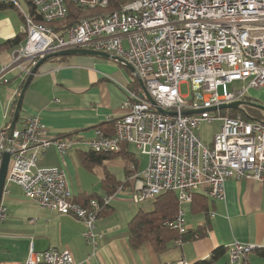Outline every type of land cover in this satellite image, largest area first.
<instances>
[{
  "label": "built area",
  "instance_id": "1",
  "mask_svg": "<svg viewBox=\"0 0 264 264\" xmlns=\"http://www.w3.org/2000/svg\"><path fill=\"white\" fill-rule=\"evenodd\" d=\"M3 1L23 15L27 38L0 69V85L9 82L7 75L15 69L28 75L29 65L34 67L48 54L72 49L105 52L131 65L157 106L176 113L163 114L140 94L129 92L126 113L114 121L113 134L97 129L92 139L49 138L41 117L27 116L24 127L15 128L10 139L9 127L0 129V171L4 154H10L5 190L17 185L40 208L76 217L85 225L83 237L93 241L99 217L116 199L117 190L90 200L86 207L79 205L64 169L39 166L40 156L50 147L65 157L80 145L96 154L118 153L124 143L134 145L149 163L133 177L132 200L139 204L176 193L177 214L165 225L180 235L188 233L186 206L198 190L224 201L229 179L264 183V121H246V107L235 117L209 111L243 102L250 90L264 87V0H114V10H109L112 0H32L42 22L19 0ZM68 3L82 11H101L56 31L50 24L68 18ZM238 82L241 87L230 90ZM183 84H188L190 96L182 95ZM214 121L221 126L207 145L196 130ZM6 218L7 208L0 205V223ZM182 245V240L176 241V246ZM255 249L233 243L228 264H243ZM25 264L76 263L70 250L37 252L32 246Z\"/></svg>",
  "mask_w": 264,
  "mask_h": 264
},
{
  "label": "crops",
  "instance_id": "2",
  "mask_svg": "<svg viewBox=\"0 0 264 264\" xmlns=\"http://www.w3.org/2000/svg\"><path fill=\"white\" fill-rule=\"evenodd\" d=\"M19 1L27 12L35 10L32 0ZM23 26L24 18L18 9L1 10L0 45L24 35L23 46L26 43ZM64 26V22L54 24L58 31H64ZM15 50L0 51V69L11 62ZM26 76L21 69H15L7 75L9 82L0 85V129L12 123L14 105ZM129 92L137 95L142 92L140 80L135 71L113 58L53 59L40 67L29 85L15 128L24 127L25 117L38 115L52 139H92L97 129L111 135L114 121L126 113L124 104ZM245 101L264 107V87L250 90ZM255 109L264 116V111ZM123 151L132 158L121 154L93 166L83 162V156L92 153L84 145L65 157H61L56 147H50L40 156V167H57L67 172L74 199L110 195V188L104 184L122 187L121 191L116 188V199L99 217L93 241L83 237L85 225L76 217L40 208L34 202L38 211L27 216L31 215L27 213L30 199L21 188L9 185L4 189L1 205L7 208V218L0 223V264H25L32 246L37 252L50 248L70 250L76 264H179L181 261L228 264L229 249L235 242L256 246L243 264H264V183L253 179H229L224 201L210 199L203 188L198 190L193 202L186 206L190 240L181 247L176 246V241L181 239L169 241L168 249L163 252H157L148 242L132 247L129 224L140 211L152 212L156 199L134 203L136 179L133 177L147 169L149 159L132 144H127ZM220 250L223 254L209 261Z\"/></svg>",
  "mask_w": 264,
  "mask_h": 264
},
{
  "label": "trees",
  "instance_id": "3",
  "mask_svg": "<svg viewBox=\"0 0 264 264\" xmlns=\"http://www.w3.org/2000/svg\"><path fill=\"white\" fill-rule=\"evenodd\" d=\"M113 1H111V6L109 10L116 9V6L113 5ZM33 6V4H32ZM9 7H14L10 3H7L3 0H0V11ZM68 10L69 15L68 18L64 21L65 26L63 30L67 29L72 24L76 23L80 17L91 15L94 13H98L101 10H88V11H82L79 8L75 7L73 4L68 3ZM31 15L35 17V20L38 22H42L41 18L38 17L36 10H33L31 12ZM55 23H51L50 25L58 31L54 27ZM23 36L20 35L15 37L14 39H11L7 41L5 44L0 45V51L3 49H18L19 46H21V43L23 42ZM26 36V34H25ZM27 38V37H26ZM64 57L63 59H65ZM30 69L33 68L32 65H29ZM28 75L25 79H27ZM25 83V82H24ZM17 101L15 102L14 108L16 107ZM239 113L238 110L228 109L223 110L219 113H216V115H222V116H229V117H235ZM246 121H251L253 119H258L260 121H264V116L260 114V111L258 112L255 108L247 107L246 111L243 114ZM8 128V127H7ZM127 143L122 144L121 151L118 153L113 154H96L94 152L85 154L83 156V162L85 165H98L101 164L104 160H107L109 158H114L116 156H119L123 154V156H128V153H125L123 149L126 147ZM130 156V155H129ZM128 156V157H129ZM131 157V156H130ZM132 158V157H131ZM131 176V175H130ZM129 176V177H130ZM105 187L110 188L108 194H113L116 191V188L119 186H111L110 184H104ZM195 197V196H194ZM102 198V197H101ZM96 198V199H101ZM95 199L92 197H83V199H74L76 203H78L81 206H87L90 200ZM110 207H108L106 210H108ZM179 208L178 203V195L173 192H166L159 196L155 201V207L152 212H144L140 211L130 222L129 224V230L131 233L130 237V243L131 246L134 248L140 247L144 243H151L157 250V252H163L168 249L167 243L169 241H174L181 239L183 242L186 240H190L188 234L186 235H179L176 231L171 230L169 227L165 225L167 221L173 220L174 217L177 214ZM104 210V212L106 211ZM199 237L198 235H195V237ZM223 254V250L217 251L213 256H211V259L209 261L215 260L219 256ZM207 261V262H209ZM206 263V262H203Z\"/></svg>",
  "mask_w": 264,
  "mask_h": 264
},
{
  "label": "water",
  "instance_id": "4",
  "mask_svg": "<svg viewBox=\"0 0 264 264\" xmlns=\"http://www.w3.org/2000/svg\"><path fill=\"white\" fill-rule=\"evenodd\" d=\"M72 56H92V57H101V58H113L116 61L126 65L127 67H129L130 69H132L133 71H135V69L129 65L125 60H123L122 58L119 57H114L108 53L105 52H98V51H92V50H85V49H72V50H66V51H61V52H57V53H53V54H48L42 58L39 59V61L37 62V64L31 69L30 73L28 74V77L25 81V84L23 86V89L20 93L19 99L17 101L16 104V108H15V112L13 115V120L12 123L9 127V139L12 137V133L15 129L16 123L18 122V119L20 117V113L22 110V105H23V100L25 97V94L28 90L29 85L31 84L33 78L35 75H37L40 67L45 64L48 61H51L53 59H58V58H64V57H72ZM140 80V79H139ZM140 84L142 87V92L140 93V98L142 99H147L148 101H150V103L156 107V109L163 113V114H171L174 115L176 113L173 112H168L162 108H160L159 106H157L156 102L152 99V97L149 95V93L147 92L144 83L140 80ZM243 107H254L257 109H260L262 111H264V107L257 105L255 103H250V102H233L231 104H224L221 105L219 107H213L211 109H209L210 112H217V111H223V110H228V109H233V110H238V111H245V109ZM202 113V111H185L183 114L184 115H193V114H199ZM253 120H258V119H253ZM9 163H10V154L9 153H5L4 154V159H3V165H2V169L0 171V205L2 202V198H3V194H4V189L6 186V179L8 176V170H9Z\"/></svg>",
  "mask_w": 264,
  "mask_h": 264
},
{
  "label": "rangeland",
  "instance_id": "5",
  "mask_svg": "<svg viewBox=\"0 0 264 264\" xmlns=\"http://www.w3.org/2000/svg\"><path fill=\"white\" fill-rule=\"evenodd\" d=\"M97 14V13H94ZM93 15V14H91ZM89 16V15H86ZM241 87V83H235L233 85L230 86V90H232L233 88H240ZM181 93L184 96H190V88L188 86V84H183L181 86ZM221 126V122L219 121H214L212 123H203L200 125V127L196 130L197 134L200 136L201 140L203 143L210 145L213 142V138L214 135L216 134V132H218V130L220 129ZM140 160L143 161V163L146 162V159L142 156H139ZM29 204L31 205L27 211V213H30L31 215H27V216H34L37 211H38V207L36 204L33 203V201L28 200ZM36 205V206H35Z\"/></svg>",
  "mask_w": 264,
  "mask_h": 264
}]
</instances>
